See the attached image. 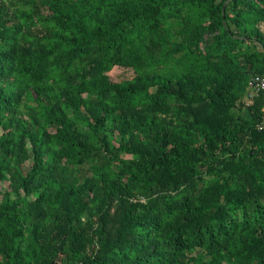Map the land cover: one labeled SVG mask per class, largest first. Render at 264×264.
Segmentation results:
<instances>
[{"label":"trees","instance_id":"obj_1","mask_svg":"<svg viewBox=\"0 0 264 264\" xmlns=\"http://www.w3.org/2000/svg\"><path fill=\"white\" fill-rule=\"evenodd\" d=\"M254 75L264 0H0V264H264Z\"/></svg>","mask_w":264,"mask_h":264},{"label":"built area","instance_id":"obj_2","mask_svg":"<svg viewBox=\"0 0 264 264\" xmlns=\"http://www.w3.org/2000/svg\"><path fill=\"white\" fill-rule=\"evenodd\" d=\"M264 95V76L254 75L248 82L246 94L243 103L248 107L255 98ZM258 131L264 132V107L262 108L260 118L257 123Z\"/></svg>","mask_w":264,"mask_h":264},{"label":"rangeland","instance_id":"obj_3","mask_svg":"<svg viewBox=\"0 0 264 264\" xmlns=\"http://www.w3.org/2000/svg\"><path fill=\"white\" fill-rule=\"evenodd\" d=\"M109 76L111 80L120 82L122 80L130 79L132 77V72L130 70L117 67L109 73Z\"/></svg>","mask_w":264,"mask_h":264},{"label":"water","instance_id":"obj_4","mask_svg":"<svg viewBox=\"0 0 264 264\" xmlns=\"http://www.w3.org/2000/svg\"><path fill=\"white\" fill-rule=\"evenodd\" d=\"M223 12H224V9H223Z\"/></svg>","mask_w":264,"mask_h":264}]
</instances>
